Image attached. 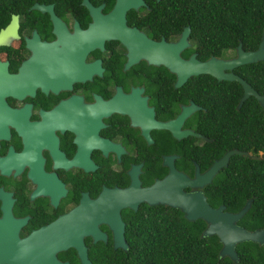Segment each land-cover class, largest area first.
Segmentation results:
<instances>
[{
    "label": "flooded vegetation",
    "instance_id": "flooded-vegetation-1",
    "mask_svg": "<svg viewBox=\"0 0 264 264\" xmlns=\"http://www.w3.org/2000/svg\"><path fill=\"white\" fill-rule=\"evenodd\" d=\"M194 5L0 0V264H115L127 233L145 231L154 213L178 211L149 204L148 186L169 169L191 177L229 149L212 134L210 94L197 91L195 75L175 85L163 64L128 61L114 34L173 42L187 26L177 53L203 60L212 54L201 56L189 37ZM225 165L183 190L223 204L211 205L205 186ZM240 218L246 229L264 222ZM115 221L124 249L112 246Z\"/></svg>",
    "mask_w": 264,
    "mask_h": 264
},
{
    "label": "trees",
    "instance_id": "trees-1",
    "mask_svg": "<svg viewBox=\"0 0 264 264\" xmlns=\"http://www.w3.org/2000/svg\"><path fill=\"white\" fill-rule=\"evenodd\" d=\"M194 3L188 21L189 37L202 46L201 56L233 50L237 41L243 49L256 46L264 27V0H194ZM232 70L255 91L264 92V59ZM194 79L195 83L200 82L197 91L210 94L207 104L211 108L212 134L220 140V147H234L253 155L231 154L222 171L205 186L207 200L211 205L223 203L226 209L235 211L250 197L249 206L238 222L248 227L261 225L264 220V110L251 95L236 107L241 88L234 80H216L205 73L195 75ZM170 210L154 213L145 231L127 233L128 246L116 254L115 264H264V243L249 240L235 243L237 259L234 262L226 256H217L219 242L215 235H200L204 226L201 219L186 220L179 210L175 213Z\"/></svg>",
    "mask_w": 264,
    "mask_h": 264
},
{
    "label": "water",
    "instance_id": "water-1",
    "mask_svg": "<svg viewBox=\"0 0 264 264\" xmlns=\"http://www.w3.org/2000/svg\"><path fill=\"white\" fill-rule=\"evenodd\" d=\"M187 33L188 27L184 26L175 41L165 42L162 39L151 41L141 33L124 28L117 29L114 32L115 36L127 48L128 61H133L137 56H142L149 62L163 64L175 73V85L182 83L187 76L201 73L209 74L216 80H234L241 88V93L235 106L238 107L245 97L251 95L264 110V92L258 93L255 91L249 83L232 70L238 65L264 59V27L261 29L258 42L254 48L243 49L241 42L237 41L231 56L217 57L210 55L203 60L195 58L193 54H190L185 59L178 55L177 51L187 43ZM234 153L253 157L245 150L229 148L201 172H198L197 168H195L193 175L188 177L181 172L169 169L160 181L154 182L146 190L149 204L158 202L176 207L186 220L201 219L204 222V226L200 230V235L213 234L219 242L216 252L217 256H226L236 262L235 243L245 240L257 244L264 243V222L261 227L253 229H246L236 223V220L248 208L251 198H246L235 211H227L223 209V204L210 206L203 194L197 189L183 190L184 186L200 188L207 183L216 170L226 164L228 156ZM152 193L156 195L152 196ZM109 226L112 230V246L124 249L126 243L123 240L122 224L115 221L110 222Z\"/></svg>",
    "mask_w": 264,
    "mask_h": 264
},
{
    "label": "rangeland",
    "instance_id": "rangeland-1",
    "mask_svg": "<svg viewBox=\"0 0 264 264\" xmlns=\"http://www.w3.org/2000/svg\"><path fill=\"white\" fill-rule=\"evenodd\" d=\"M225 55H227V56H231V55H232V51H231V50H226V51H225Z\"/></svg>",
    "mask_w": 264,
    "mask_h": 264
}]
</instances>
